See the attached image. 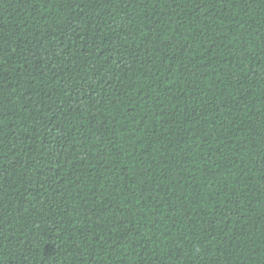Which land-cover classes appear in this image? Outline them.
Masks as SVG:
<instances>
[{
    "label": "trees",
    "instance_id": "1",
    "mask_svg": "<svg viewBox=\"0 0 264 264\" xmlns=\"http://www.w3.org/2000/svg\"><path fill=\"white\" fill-rule=\"evenodd\" d=\"M0 264H264V0H0Z\"/></svg>",
    "mask_w": 264,
    "mask_h": 264
}]
</instances>
